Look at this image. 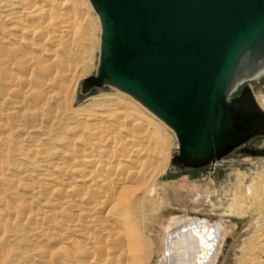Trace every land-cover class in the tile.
Masks as SVG:
<instances>
[{
    "label": "bare ground",
    "instance_id": "bare-ground-1",
    "mask_svg": "<svg viewBox=\"0 0 264 264\" xmlns=\"http://www.w3.org/2000/svg\"><path fill=\"white\" fill-rule=\"evenodd\" d=\"M66 1L21 0L16 6L18 11L6 17L12 24L10 29L15 31L13 41L18 46L11 49L13 62L7 58L1 59L0 83L3 89L0 88V105L8 99L7 106L22 110L11 115L14 125L19 129L23 126L19 123L28 119L39 122L35 126L41 129L57 125L56 136L59 135L61 144L58 149L61 151L57 150L60 154L54 155L59 162L53 164V153L46 158V162L51 164H48L49 168L53 169L48 181L55 183L54 187L63 186L59 200L78 211L77 216H68L62 221L64 233L58 264H150V243L143 238L139 211H142L146 197L156 196V187L152 185L142 193L143 196H138V193L146 179V172L151 171L149 152L159 148L164 150L163 141L156 137L153 143L154 137L147 130L137 132L133 129V125L143 127L145 122L143 113L135 110L133 113L140 114L120 112L113 118L119 123L118 129L124 132L123 136L113 134L110 129L98 134L90 131L85 139L79 135L69 137L61 134L66 123L57 114L66 107L64 104L67 102L63 98L67 96L70 78L76 72L68 59L74 55L77 42V11ZM60 49L63 50L62 54L59 53ZM56 69L61 70L67 79H61ZM262 75L264 65L244 81ZM244 81L237 83L233 93L240 90ZM136 101L167 125L139 100ZM110 115L106 113L104 116ZM44 120L49 123L48 126H43ZM127 121L132 124L131 127L122 126ZM152 121L153 126L161 129L156 120ZM77 126L79 124L69 125L67 129L76 131ZM8 132L7 126L0 140V168L6 157L3 139ZM48 140L55 143L56 139L50 135ZM110 147L116 149L109 150ZM163 152L166 156L165 150ZM245 187V196L255 200L260 208L263 204L260 194L264 192V182H252ZM240 196L234 202H239ZM229 209V213L234 211ZM237 213L244 214L240 211ZM30 215L31 212L25 206L8 207V210L0 213V264L10 255L9 247L18 240L23 225L31 219ZM29 224L33 233L44 229L33 220ZM225 232L221 220L216 223L206 218L181 221L165 237L159 264H211ZM253 249L256 251V263L264 264V232ZM52 262L50 254L48 264Z\"/></svg>",
    "mask_w": 264,
    "mask_h": 264
},
{
    "label": "rangeland",
    "instance_id": "rangeland-1",
    "mask_svg": "<svg viewBox=\"0 0 264 264\" xmlns=\"http://www.w3.org/2000/svg\"><path fill=\"white\" fill-rule=\"evenodd\" d=\"M20 1L0 0V72L3 66L1 59L7 58L13 62L11 49L18 46V43L13 41L15 31L10 29L12 24L6 17L18 11L16 6ZM66 3L72 4L77 11V42L73 50L74 55L68 59L76 72L70 78L67 96L63 98V101L67 102L64 104L66 107L57 114L62 116L66 123L61 134L69 137L73 134L79 135L85 139L90 131L98 134L110 129L113 134L123 136L124 132L118 129L119 123L113 118L120 112H141L145 118L144 126L135 124L133 129L137 132L147 130L154 137L153 143L156 137L163 141L166 156L161 148L149 152L151 171L146 172V179L138 193V196H143L142 193L152 185L156 187V196L146 197L143 209L139 211L143 238L150 243V264H159L165 237L177 228V223L189 218H206L213 223L221 220L224 225L226 232L211 264H257L253 245L264 232V190H261L263 193L260 194L263 203L260 208L255 204V200L245 196L244 192L245 186L252 182H264V155L229 153L221 157L222 163L211 174H207L205 168H170L171 157L178 151L174 131L145 110L141 104L140 106L130 94L113 85L94 87L85 93L80 91L77 94L81 80L96 72L101 26L90 0H68ZM59 53L62 54L63 50L60 49ZM11 66L16 72L15 65ZM56 70L61 79H67L61 70ZM244 83L250 85L259 105L264 108V75L244 81L242 85ZM0 88L3 89L1 83ZM5 101L8 102V99ZM6 102L0 105V140L3 138L1 136L4 129L7 126L9 129L7 137L3 139L6 157L0 168V213L8 210V207L25 206L28 212H31V219L23 225L18 240L9 247L10 255L2 264H48L50 254L53 260L51 264H58L64 233L62 221L68 216H77L78 211L70 209L68 204L59 200L63 186L54 187L55 183L48 181L53 169L49 168L51 164L46 162V158L53 153V164L59 162L58 157L54 155L59 153L57 150L61 151L58 149L61 142L59 135L56 136L57 125L50 128L49 123L44 120L43 126L49 125V128L41 129L35 126L39 122L28 119L19 123L23 125L19 129L14 125L11 115L22 110L12 105L7 106ZM134 110L139 112L133 113ZM106 113L112 115L105 117ZM152 120H156L161 129L153 126ZM73 124H79L78 130L67 129ZM122 126L131 127L132 124L127 121ZM50 135L56 139L55 143L48 140ZM249 146L264 147V137H253ZM110 149L115 150L116 147ZM239 196L242 197L241 200L234 202ZM200 197L202 199L198 203ZM229 208L234 211L229 213ZM238 211L244 214H238ZM32 220L44 229L36 233L31 232L29 223Z\"/></svg>",
    "mask_w": 264,
    "mask_h": 264
},
{
    "label": "water",
    "instance_id": "water-1",
    "mask_svg": "<svg viewBox=\"0 0 264 264\" xmlns=\"http://www.w3.org/2000/svg\"><path fill=\"white\" fill-rule=\"evenodd\" d=\"M101 26L85 93L113 85L170 126L177 170L229 153L264 155V109L237 83L264 65V0H90Z\"/></svg>",
    "mask_w": 264,
    "mask_h": 264
},
{
    "label": "built area",
    "instance_id": "built-area-1",
    "mask_svg": "<svg viewBox=\"0 0 264 264\" xmlns=\"http://www.w3.org/2000/svg\"><path fill=\"white\" fill-rule=\"evenodd\" d=\"M223 158H218L216 160L210 161L206 164V169L205 172L207 174H211L213 173L218 167L219 165L222 163Z\"/></svg>",
    "mask_w": 264,
    "mask_h": 264
}]
</instances>
